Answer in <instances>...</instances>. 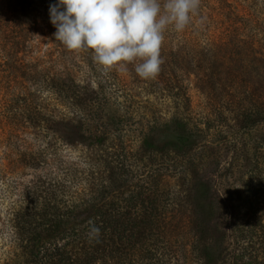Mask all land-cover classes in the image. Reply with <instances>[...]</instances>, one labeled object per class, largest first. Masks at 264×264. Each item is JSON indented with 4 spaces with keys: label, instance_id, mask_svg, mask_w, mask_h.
Listing matches in <instances>:
<instances>
[{
    "label": "rangeland",
    "instance_id": "374dc122",
    "mask_svg": "<svg viewBox=\"0 0 264 264\" xmlns=\"http://www.w3.org/2000/svg\"><path fill=\"white\" fill-rule=\"evenodd\" d=\"M53 1L0 0V31L6 32L9 24L20 23V19L44 20ZM205 4L201 0V7ZM254 9L257 19L249 26L238 24L216 30L190 24L182 33L169 29L161 49L164 63L155 79H141L132 65L127 73L115 69L105 72L94 63L89 52H79L75 72L80 86L91 84L90 90L106 104V116L123 119L125 123L123 130L115 133L121 139L102 150L87 149L75 135L74 124L56 125L51 120L50 115H58L50 112L63 113L61 105L67 104L68 99L50 78L49 65L42 57L46 46L40 53V49L33 50L26 44L29 39H24L26 42L19 47L13 45L17 40H0L1 75L13 68L20 69V73L27 70L29 74L34 66L46 74L43 78L47 82V88L35 103L21 93L11 102V114L18 119L26 146L37 153L30 158L24 174L9 182L11 199L27 197L36 186L58 184L66 176H70L68 180L88 178L87 185L95 182L109 187L112 181L119 184L122 179L117 161L108 164L102 159H109L123 146L128 158L124 176L133 185L142 187L147 183L159 189L153 214L165 228L156 238L157 246L145 252L139 264H205L208 244H214L216 252L221 249L216 238L211 239L198 227L196 185L210 184V194L218 203L220 226L226 229L225 192L241 189L245 173L257 161L264 174V0H257ZM19 48L23 53L17 57ZM16 59L20 60L19 65ZM34 113L37 115L30 116ZM172 119L184 120L204 131L199 147L176 166L172 157L162 158L140 146L142 132L148 126ZM35 123L42 129L38 134L34 131ZM243 127L249 133L236 138ZM47 132H55L64 143L46 138ZM1 173L0 167V194H3ZM159 174L166 176L161 184Z\"/></svg>",
    "mask_w": 264,
    "mask_h": 264
},
{
    "label": "trees",
    "instance_id": "16d2710c",
    "mask_svg": "<svg viewBox=\"0 0 264 264\" xmlns=\"http://www.w3.org/2000/svg\"><path fill=\"white\" fill-rule=\"evenodd\" d=\"M256 2L205 0V6L200 8V15L206 18L204 23H198L199 17H195L191 25L216 30L238 24L249 26L257 19ZM53 3L57 4L58 0ZM28 21L20 19V23L9 24L6 32L0 31V40H17L13 45L19 47L26 42L24 39H29L26 44L33 50L40 49V53L46 46L42 57L49 65L50 78L59 84L57 87L68 99L67 104L61 105L63 113L50 112L58 115H50L54 124H74L75 135L87 149L102 150L114 140L121 139L115 133L125 127L123 119L106 116V104L90 90L91 84L80 86L75 72L78 53L68 51L55 40L56 28L50 22V14L44 20L31 18ZM22 53L19 48L16 56ZM15 63L19 65L20 60L16 59ZM30 68L29 74L27 70L20 73L18 68L0 74V154L3 156L0 155V167L5 189L0 194V264H139L144 253L157 246L156 238L164 233L165 228L153 214L160 197L159 189H153L147 183L142 187L133 185L132 180L124 176L128 158L123 146L118 147L109 159H102L108 164L117 161L122 184L112 181L109 187L95 182L87 185L88 180H85L88 178L68 180L70 176H66L58 184L36 186L27 197L11 199L9 182L22 176L30 158L37 154L26 146L16 122L18 119L11 114V102L21 93L35 103L47 88L43 78L46 74L34 66ZM34 126L37 127L36 134L42 131L40 125L35 123ZM50 131L53 132L52 128ZM247 133V128L243 127L235 137H244ZM46 138L64 143L55 132H47ZM203 139L204 131L200 128L181 119H172L148 126L146 132H142L140 146L143 151L162 158L172 157L176 166L199 147ZM38 151L41 155L42 151ZM48 174L45 173L46 177ZM245 175L241 189L235 193L225 192L228 207L226 229L220 226L218 203L210 194V184L196 185L198 227L211 239L216 238L221 249L216 252L214 244H208L205 264H264V174L259 161ZM10 178L14 181H9ZM165 178L159 174L158 183L164 182ZM92 223L100 228L98 240L88 237Z\"/></svg>",
    "mask_w": 264,
    "mask_h": 264
},
{
    "label": "clouds",
    "instance_id": "9594fccd",
    "mask_svg": "<svg viewBox=\"0 0 264 264\" xmlns=\"http://www.w3.org/2000/svg\"><path fill=\"white\" fill-rule=\"evenodd\" d=\"M201 0H58L50 5L55 40L68 51L89 52L105 72L129 71L141 79H155L164 60L165 33H182L200 15ZM100 228L90 224V240Z\"/></svg>",
    "mask_w": 264,
    "mask_h": 264
}]
</instances>
